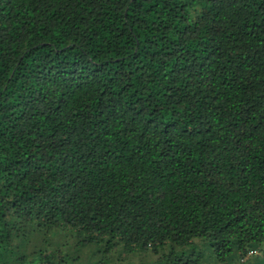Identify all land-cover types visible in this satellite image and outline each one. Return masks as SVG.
<instances>
[{
  "label": "trees",
  "instance_id": "trees-1",
  "mask_svg": "<svg viewBox=\"0 0 264 264\" xmlns=\"http://www.w3.org/2000/svg\"><path fill=\"white\" fill-rule=\"evenodd\" d=\"M194 239L264 253V0H0V264Z\"/></svg>",
  "mask_w": 264,
  "mask_h": 264
},
{
  "label": "rangeland",
  "instance_id": "rangeland-1",
  "mask_svg": "<svg viewBox=\"0 0 264 264\" xmlns=\"http://www.w3.org/2000/svg\"><path fill=\"white\" fill-rule=\"evenodd\" d=\"M25 231V230H23ZM31 235V234H30ZM34 235H37L39 237H41V233H34ZM37 237V240H34L32 238H30L29 236V232L26 234H24L23 236H20L19 239L20 240H16L14 243L16 245H22V251H29L31 250V248H36L39 247L40 242L42 240H40L41 238ZM43 242V241H42ZM194 242L197 243V248L201 251L202 253V257H201V264H230L233 263V261L235 260V256H236V251L232 250V252L225 257V259L223 261H218L213 253L211 252L210 247L208 246V244L201 239H194ZM51 247L52 244H50ZM91 248V247H90ZM252 249V248H251ZM253 251L251 253L245 254L246 258L242 261L239 260L238 264H264V253L259 249V248H255L252 249ZM135 256H129L127 260L133 259L134 264H153L152 260L155 258V255L147 250V251H140V252H134ZM115 255L112 254V258L111 261H113L115 259L114 257ZM118 260V259H116ZM115 262V260H114ZM116 262H120V261H116ZM128 264V261H125ZM112 263V262H111ZM71 264V263H69ZM154 264H162V263H154Z\"/></svg>",
  "mask_w": 264,
  "mask_h": 264
},
{
  "label": "built area",
  "instance_id": "built-area-1",
  "mask_svg": "<svg viewBox=\"0 0 264 264\" xmlns=\"http://www.w3.org/2000/svg\"><path fill=\"white\" fill-rule=\"evenodd\" d=\"M252 251H253L252 249H248L246 254L251 253Z\"/></svg>",
  "mask_w": 264,
  "mask_h": 264
}]
</instances>
